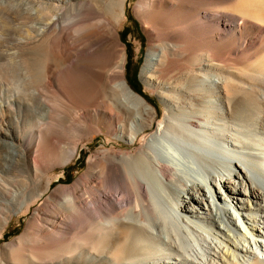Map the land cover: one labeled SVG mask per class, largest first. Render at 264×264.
<instances>
[{
	"label": "bare ground",
	"instance_id": "1",
	"mask_svg": "<svg viewBox=\"0 0 264 264\" xmlns=\"http://www.w3.org/2000/svg\"><path fill=\"white\" fill-rule=\"evenodd\" d=\"M132 1L0 4V80L23 81L10 90L16 109L0 110L11 128L0 129L8 161L0 170L22 177L9 179L17 190L0 185V238L17 203L26 205L20 217L40 204L1 263L139 264L165 254L164 264H207L211 250L219 256L208 264H264V75L257 69L264 56L248 54L246 70L219 58L249 52V38L264 35V0H138L134 11L149 37L147 84L164 88L177 77L212 88L203 98L161 92L168 108L151 133L145 128L157 110L126 75L121 31ZM12 22L36 25L22 41L16 35L25 31L6 26ZM21 126L36 145L25 144ZM103 127L144 142L119 163L96 159L83 178L53 188L61 176L50 172Z\"/></svg>",
	"mask_w": 264,
	"mask_h": 264
},
{
	"label": "rangeland",
	"instance_id": "2",
	"mask_svg": "<svg viewBox=\"0 0 264 264\" xmlns=\"http://www.w3.org/2000/svg\"><path fill=\"white\" fill-rule=\"evenodd\" d=\"M9 0H0V4H6ZM15 0H13L14 3ZM138 2V0H133L132 5L129 6V12H128V19L126 20L125 25L122 28L121 31V38L123 43H125L127 52H128V63H127V81L129 85L140 95H142L148 103L154 108V110H157V114H155V119L153 121L152 126L145 128L147 132H152V129L156 127L157 121L156 119L158 116H163L164 112L167 110V104L165 103L163 96L161 95V92L168 93H186L190 96H198L203 98L205 95H209L211 93L212 88L209 87V84L205 81L201 80L199 81V84H197L195 87H192V83L185 80L178 79L177 77L174 78H168L166 80L165 84L162 86L164 88H159L156 86H152L147 84L146 80L142 78V66L145 62L146 53L149 48V37L146 33L142 21L136 16L135 14V5ZM17 3V2H15ZM20 3H23V1ZM206 11L202 12V15H206ZM3 14V12L0 14V16ZM126 19V18H125ZM2 26H4V22H1ZM6 25V24H5ZM36 24L27 23L22 25L18 22H12L11 25H6L7 27H22V29L25 31L24 35H16L18 39L24 41L25 35L28 33V30H32L33 26ZM2 34V33H1ZM264 35L261 37H258L257 34H253L252 38H249L250 43V50L249 52H242V50H231L228 55L224 53H220L219 58L227 61V63L231 66H235L240 69L246 70V62H247V55L251 54L252 56L255 55L256 60H263L264 56ZM10 52H14V50H11ZM176 70H179L182 68V62L176 63L175 65ZM257 69L260 73V75H264V67L257 66ZM244 78L245 83L248 85V80ZM170 81H176V82H170ZM182 81V82H181ZM188 83V84H187ZM22 80H13L10 83H6L5 81L0 80V110L8 108L11 105H8V100H14L15 95L17 91L11 92L10 90L14 89L13 86L16 85H22ZM169 86V87H167ZM241 93H244L243 91H239ZM14 95V98H9V95ZM162 96V98H161ZM223 96V94L221 95ZM166 100V99H165ZM202 100V99H201ZM12 104L14 102L12 101ZM185 106H188L189 104H184ZM13 109H16L15 104L11 106ZM75 127H72L69 129V132H73ZM0 129L4 130H11V128L7 125L6 121L2 122L0 121ZM29 128L22 127L19 129L21 133L24 135L25 144L28 146L36 145L34 134L32 132L28 131ZM16 130V129H15ZM26 130V135H25ZM144 142V139H141L136 144H132L129 142L126 138L120 136V135H113L109 134L107 128L103 127V132L99 134H85L81 137L79 140V146H78V153L75 155V157L72 159L71 162H69L66 165H57L51 172V175H60V179L56 180L53 183V188L60 184H72L73 182L77 181L80 178H83L85 174L88 171L93 170V162L96 159H103L106 162H117L119 163L120 159L123 157L122 152L124 151H133L136 148H138L141 143ZM260 150V149H257ZM264 151V150H263ZM263 156V154H262ZM4 162H8L6 158L2 156V153L0 154V164H3ZM18 173L12 170H7V176L4 177V173L0 170V177L1 182L0 184L3 189H11L12 191L17 190L16 187H10L9 184H12L11 180L9 179H21V176H17ZM92 182L96 179L95 174L89 178ZM89 183V182H88ZM50 195L47 194L46 197ZM20 201V199H18ZM58 202H60L58 200ZM56 203L57 206L60 204ZM249 205H252L251 202ZM40 206V204H35L32 206L30 213L27 215L21 216L23 210L26 209L25 204L17 203V209L13 212V219L11 220V223L8 226V229L4 232V236L0 238V264L1 263V252L3 248L11 243L13 240L21 236L29 223L30 220L33 219L34 213L37 211V208ZM48 215H50V220L52 221V217H55L54 212H48ZM2 216V214H1ZM0 216V217H1ZM3 231L2 225L0 224V233ZM229 240L228 238H226ZM6 255H9V248H6ZM169 254V253H168ZM216 255L214 251L208 252L207 259L210 258V255ZM163 256H160L158 259L155 257L150 258L149 260L143 261L139 264H164L163 262L166 259V255L162 254ZM203 263L208 264V261H206V257H202ZM46 264H64L62 261L58 260V258H54L51 261H48Z\"/></svg>",
	"mask_w": 264,
	"mask_h": 264
}]
</instances>
